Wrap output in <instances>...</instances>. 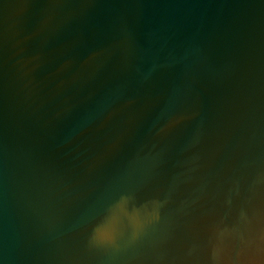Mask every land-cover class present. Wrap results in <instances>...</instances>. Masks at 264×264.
Returning <instances> with one entry per match:
<instances>
[{"label": "water", "instance_id": "1", "mask_svg": "<svg viewBox=\"0 0 264 264\" xmlns=\"http://www.w3.org/2000/svg\"><path fill=\"white\" fill-rule=\"evenodd\" d=\"M0 264H264V0H0Z\"/></svg>", "mask_w": 264, "mask_h": 264}, {"label": "clouds", "instance_id": "2", "mask_svg": "<svg viewBox=\"0 0 264 264\" xmlns=\"http://www.w3.org/2000/svg\"><path fill=\"white\" fill-rule=\"evenodd\" d=\"M109 239H110V237L107 234H104V235L98 236L96 238V241L97 242H105L106 240H109Z\"/></svg>", "mask_w": 264, "mask_h": 264}]
</instances>
